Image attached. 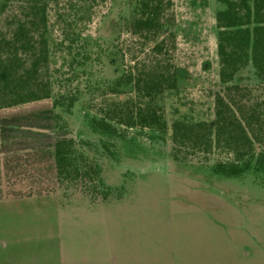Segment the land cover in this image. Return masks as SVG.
I'll list each match as a JSON object with an SVG mask.
<instances>
[{
  "label": "rangeland",
  "instance_id": "obj_1",
  "mask_svg": "<svg viewBox=\"0 0 264 264\" xmlns=\"http://www.w3.org/2000/svg\"><path fill=\"white\" fill-rule=\"evenodd\" d=\"M134 1L44 0L46 68L39 64L36 76L39 74L50 81L52 92H72L76 96L69 110L59 113L67 135L75 141L87 142L80 147L98 163L105 197L88 196L78 184L58 185L52 191L27 197L3 194L0 197V264H58L59 258L78 251L88 258L87 264L95 262L102 253L104 237L98 216L103 214V221L112 224L114 211L117 221L121 220L120 227L133 239L144 238L143 230L151 226L152 236L171 244L174 251L177 235L189 234L191 229L197 230L208 242L219 244L223 236L205 223L207 218L215 222L223 218L231 224L248 223L254 230L259 228L264 238V184L256 175L249 170L237 176L212 172L211 163L224 159L225 155L213 149L207 154L195 152L172 157L169 140L172 120L204 119L209 123L212 120V96L222 85L217 76L213 19L214 10L221 6L219 2L167 0L160 14L161 27L156 36L163 38L166 48L161 56L175 75L174 86L158 94L165 121L163 130L113 124V130L106 132L91 122L92 111L98 104L116 98V94L107 91L106 85L119 74L122 63L127 65L133 55L137 56L135 60L143 56L133 40L131 7ZM76 5L86 14V6H90L89 21L86 15L80 18L74 14L72 7ZM22 6L18 1H10L0 11V59L3 61L8 60L11 52L4 41L16 23L26 25L28 20L29 15ZM39 29L31 30L36 38ZM87 33L93 44L85 48L87 57L82 60L80 54L83 55L84 48L79 46ZM70 37L75 39L71 41ZM16 50L20 62L15 69L18 73L28 65L31 55L30 48ZM12 66L14 69L15 65ZM92 80L97 81L96 86H92ZM229 82L254 84L256 77L249 62L234 71ZM2 94L0 89V102L6 96ZM5 94L8 95L6 91ZM4 147L10 154L23 155L21 143L18 148H15L16 142ZM0 167L2 192L32 187L31 178L26 175L37 171L34 163H26L8 179L2 178ZM37 177L42 179V175ZM80 201L84 204H79ZM193 204L200 206L204 214ZM227 206L241 207L245 212L243 215L230 213L232 209ZM189 214L193 218L185 220L186 224L179 228L178 220ZM107 232L106 227L104 249L110 245ZM186 238L194 237L187 235Z\"/></svg>",
  "mask_w": 264,
  "mask_h": 264
},
{
  "label": "trees",
  "instance_id": "obj_2",
  "mask_svg": "<svg viewBox=\"0 0 264 264\" xmlns=\"http://www.w3.org/2000/svg\"><path fill=\"white\" fill-rule=\"evenodd\" d=\"M10 1L23 4L29 17L26 25L16 23L8 40L4 41L11 51L8 60L0 59V89L2 95H6L0 102V166L5 179L19 173L26 163H34L37 171L34 175H26L31 178V188L5 192L0 188V197L3 194L21 197L52 191L62 184H78L88 196L104 198L99 165L80 147L87 142L75 141L67 135L59 113L67 112L76 96L72 92H52L50 81L39 74L36 76L39 64L46 68L45 2L0 0V11ZM216 1L221 6L213 12L214 46L217 76L222 85L212 96L210 123L204 119L170 122L172 157L217 150L225 155L224 159L211 163L209 169L212 172L237 176L249 170L264 184V0ZM166 2H133V40L138 53L143 56L135 60L137 56L133 55L127 65L122 63L119 74L106 85L107 91L117 96L106 99L92 111L91 122L98 130L110 132L113 124L155 131L165 127L158 94L174 86L175 75L161 56L166 47L163 38L156 36V31L161 27L160 14ZM89 8L87 5L86 14L80 5L72 7L76 16L86 15L88 21L91 18ZM38 27L41 29L36 38L31 30ZM72 32L78 35L75 30ZM92 44L90 34H85L79 46L84 48L83 55L80 54L82 60L87 57L85 48H91ZM16 48H30L31 55L28 65L18 73L15 72L16 65H20ZM247 62L256 82L249 86L229 82L234 71ZM91 84L96 86L97 81L92 80ZM124 93L129 94L122 97ZM12 142H16L15 148L21 143L23 155L8 152L4 146ZM37 175H42V179Z\"/></svg>",
  "mask_w": 264,
  "mask_h": 264
},
{
  "label": "crops",
  "instance_id": "obj_3",
  "mask_svg": "<svg viewBox=\"0 0 264 264\" xmlns=\"http://www.w3.org/2000/svg\"><path fill=\"white\" fill-rule=\"evenodd\" d=\"M98 203L99 201L96 202L97 206ZM189 203L192 202L189 201ZM79 204H84V202L80 201ZM194 207L201 214H204L205 211L200 206L194 205ZM227 207L232 209L230 213L243 215L245 212L241 207ZM210 209L212 210V208ZM116 214L115 211L112 214L114 215L112 224L103 221V214H99L100 217L97 215L104 232L101 241L102 253L98 256V260L90 264H173L174 258L175 264H264V238L259 228L254 230L248 223L231 224L227 220H222L223 218L217 222L207 218L205 223L210 224L223 236L219 240L220 243L208 242L206 238L200 236L197 230L191 229L189 234L180 233L177 235L178 245L174 251L171 244L152 236L151 226L143 230L144 238L133 239L130 233L127 234L123 231L124 228L120 227L121 220L117 221ZM189 218H193V214L178 220L177 226L181 228L186 224L185 220ZM75 219L76 216H74ZM72 221L73 215L70 216V222ZM106 227L110 243L108 249L107 247L104 249ZM187 235L194 238H186ZM87 262L88 258L78 251L66 256V258H59L58 264H87Z\"/></svg>",
  "mask_w": 264,
  "mask_h": 264
}]
</instances>
